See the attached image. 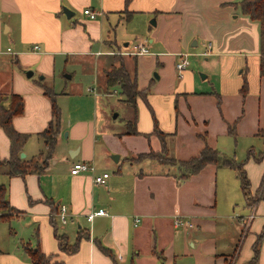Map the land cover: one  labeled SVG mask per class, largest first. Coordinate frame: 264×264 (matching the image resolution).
Listing matches in <instances>:
<instances>
[{
    "label": "crops",
    "instance_id": "1",
    "mask_svg": "<svg viewBox=\"0 0 264 264\" xmlns=\"http://www.w3.org/2000/svg\"><path fill=\"white\" fill-rule=\"evenodd\" d=\"M240 1L0 0V55L14 56L13 84L10 79L0 94L7 89L10 95L23 96V113L12 119V125L30 136L22 150L26 159L44 152L39 141L33 144L32 136L53 120L51 101L42 86L54 93L60 112L56 145L44 172L21 178L5 171L0 179L10 207L16 210L0 221L21 223L10 232L12 242L0 248V264H31L22 244L39 246L62 264L249 263L253 244L264 230V144L257 136L264 130V80L259 74V24L241 13ZM63 7L81 15L72 20L74 13L68 19ZM86 9L96 12L97 18L88 19L82 14ZM135 18L142 30L129 29ZM124 40L145 42L150 49L149 55L135 56L145 75L138 89H148L149 104L136 101L140 135L124 134L125 122L134 117L124 103L131 114L123 128L99 131L101 118L95 109L91 121L69 124L63 138L62 99L67 93L62 91V57L82 59L100 52L95 57L104 59L96 58L98 63L110 59L109 67L114 55L128 52L117 45ZM5 43L12 47L4 50ZM208 43L204 54L208 58L202 63L211 62V57L218 67L223 65L222 85L196 91L203 82L191 69H183L176 79L175 62L179 53L189 58L203 55ZM35 45L39 50H33ZM28 69L41 74L43 84L27 78ZM243 79L248 84L245 96L240 92ZM153 117L164 136L153 133ZM232 126L234 134L229 132ZM237 139L245 142L239 152ZM204 147L243 163L253 199L246 200L236 172L227 167L207 164L182 179L178 164L133 160L164 151L176 161H188ZM9 148L0 128L1 160L9 157ZM250 150L253 157L247 159ZM113 154H118L117 162L111 159ZM76 162L93 164L95 171L72 175ZM103 173L109 174L106 183L96 184L94 176ZM97 210L106 214L87 220ZM178 217L193 227H174ZM80 232L84 237L76 252L60 250L56 235L71 246ZM257 264H264V234Z\"/></svg>",
    "mask_w": 264,
    "mask_h": 264
},
{
    "label": "trees",
    "instance_id": "2",
    "mask_svg": "<svg viewBox=\"0 0 264 264\" xmlns=\"http://www.w3.org/2000/svg\"><path fill=\"white\" fill-rule=\"evenodd\" d=\"M240 11L243 15L247 16L250 20L256 21L260 28V48H259V74L260 78L264 80V0H241L237 3ZM120 61V60H119ZM132 65L133 71H128L127 67L120 64L119 68H115L114 64H110L108 69L103 70L104 73V91L109 94L111 89H117L119 94L123 97V102L131 107L134 112V117L132 121L125 122L126 135H140L136 128V101L137 99H142L147 105V93L148 89L140 91L138 89V82L136 76V59L133 60ZM134 67V68H133ZM247 80L243 79L240 92L245 96L247 92ZM43 94L47 96L51 101V111L53 120L49 123L46 130L39 134V137L43 141L44 152L38 157H33L31 159L21 158L20 154L23 152V147L27 142L29 135L17 132L12 125V119L23 113V99L18 94L9 95V104L6 107L0 100V128L3 129L5 135L10 142L9 157L5 160L0 159V166L7 167V175L11 177H25L28 174H41L46 169L49 161L52 158L53 151L56 145L57 132L59 126V116L60 112L54 100V93L45 86H42ZM154 130L153 133L162 137V132L158 130L156 119L153 117ZM230 134H234V127L229 128ZM257 136L262 138L264 144V130H259ZM264 155V150L261 153ZM140 160L151 159L160 162L161 164H166L162 158L155 156L152 152L140 154L137 156ZM253 157L252 151L248 152L247 159ZM169 160L175 162L179 165L182 171L181 178H185L189 175L198 173L207 164H215L218 166L227 167L233 169L239 179L241 190L244 194L246 200L250 195V181L246 176L243 163L236 164L234 161L226 159L224 156L220 155L219 152L210 147H204L198 156L191 158L188 161H176L172 158ZM0 211L2 214L0 218L5 220L8 219L10 214L8 212L16 211L14 208L10 207L8 200L5 196V187L0 185ZM264 230L258 236V240L253 244V256L248 264H257L258 261V246L262 240ZM84 237L80 232L78 233L77 241L73 245H69L64 236L56 235L58 240V246L60 250H66L67 253H74L77 251L79 241ZM23 252L27 255L31 264H62V262L56 261L54 255H46L42 252L39 246L35 248H30L26 244H22Z\"/></svg>",
    "mask_w": 264,
    "mask_h": 264
},
{
    "label": "rangeland",
    "instance_id": "3",
    "mask_svg": "<svg viewBox=\"0 0 264 264\" xmlns=\"http://www.w3.org/2000/svg\"><path fill=\"white\" fill-rule=\"evenodd\" d=\"M70 10V9H69ZM71 11V10H70ZM73 13L75 15L72 17V20H75L78 18L81 14L77 10H73ZM83 14V13H82ZM89 19V18H88ZM153 18L150 19L149 22H151ZM129 29H133V27L139 28L137 19L135 18L133 22L128 24ZM139 30H142V26L139 28ZM142 33V32H141ZM113 37V34H112ZM125 43H130L129 40H124V42L117 41V45L121 47L123 50H126L129 52L132 49V46L135 44V42L131 41V43L127 46H123ZM4 50L6 47H12L11 44H4ZM124 47V48H123ZM150 51V49H149ZM209 50L207 47H205L204 52L207 53ZM125 52L123 55H114L111 62H113L115 68H119L120 64L122 63L126 67H129V72L132 75V64L131 62L133 59L137 58L132 55H128ZM203 52V53H204ZM179 54H185V53H179ZM178 54V55H179ZM96 55V54H95ZM89 56L86 58H79L78 56L74 57H62V91L64 93H67L64 99H62V120H64V127L65 132L63 134V138H65V134H67L68 126L69 124L74 123L76 120H81L84 122H89L91 119H93V115L95 116V112L100 113V118L98 125L100 126L99 131H117L116 129H121L124 127V119L129 116L128 114H131L130 109L124 104L123 97L119 94L118 88L117 89H111L110 93L107 94L104 91V73L103 68L108 69V64L110 62V59L104 60L103 65L102 63H98L96 58H99L98 60L102 61L104 57H95ZM186 55L185 61L186 65L184 66V69H191L196 76L197 80L203 83H198V86H201L200 84H203L201 88H196V91H210L212 90V86L219 87L222 85L221 80L223 77V73L220 69H223V65L221 64V67L219 66V63H216L214 59L209 57V61H205V63H202L205 58H208V56L204 55H197L198 57H190ZM124 56V57H123ZM14 58L11 54H4L0 55V88H3L2 86H7V82H10V79L13 78V65ZM120 60V61H119ZM143 60V59H142ZM141 60V62H142ZM182 60V58L178 57V61L176 58V64L179 63ZM238 59H236L237 61ZM108 61V62H107ZM140 62V59H139ZM107 67V68H106ZM134 68V67H133ZM227 69V68H224ZM175 70V68H174ZM26 71H32V69L25 70ZM240 71V70H239ZM154 72H158L155 70ZM66 75H70V78H67ZM176 79H177V71L175 70L174 73ZM41 74H35L33 72L32 78L36 83H42L40 79ZM136 76L138 80V85H141L144 83V72L140 71L138 69V63L136 65ZM203 76L205 78H203ZM43 77V76H42ZM34 81H31V83L34 85ZM13 84V80L11 79V85ZM37 86V85H34ZM148 85H145V87ZM151 86V85H150ZM19 87V86H18ZM20 88V87H19ZM21 89V88H20ZM6 90V91H5ZM0 94V100L1 102L7 107L9 104V90L5 89ZM216 91H219V88H217ZM153 92V89H151V93ZM22 96V95H21ZM23 97V96H22ZM97 110L94 112V110ZM117 115L116 118H113L114 115ZM162 136H164L162 134ZM30 137V136H29ZM33 144L36 146L39 144L41 148H43V141L39 137V135H33L32 136ZM239 140V139H237ZM245 142L240 139L239 140V146L237 149V152L241 151L242 148H244ZM235 149V147H234ZM39 153V152H36ZM25 155V153H23ZM155 156H159L164 160L166 166L172 167L177 166V164L171 160L168 159V154H166L164 151L159 152H152ZM118 155V154H113ZM240 157V156H238ZM140 160L138 157H134L133 160ZM3 170L0 171V179H4L3 173L7 171V167L1 166ZM253 199V197H249L248 200ZM8 214H11V212H8ZM11 221V223L6 221H0V248H4L6 245V242H12L13 237L10 232L15 231V227H17V224L21 225V223H17V221ZM14 242V241H13ZM6 249V248H4ZM231 259L228 260V262Z\"/></svg>",
    "mask_w": 264,
    "mask_h": 264
},
{
    "label": "built area",
    "instance_id": "4",
    "mask_svg": "<svg viewBox=\"0 0 264 264\" xmlns=\"http://www.w3.org/2000/svg\"><path fill=\"white\" fill-rule=\"evenodd\" d=\"M83 14L85 16H87L90 20H95L98 16V14L94 11H92L91 9H86L83 11ZM210 43H208L206 45V47L209 49L210 48ZM33 50L37 51L39 50V46L35 45L33 47ZM9 51V49H8ZM128 55H132V56H143V55H149V48L147 46V44L145 42H135V44L132 46L131 51H129L127 53ZM206 54L205 52L203 53V55ZM96 55H100V52H97ZM179 58H182V60L176 64V70L178 71V78L181 77V72L184 69V66L186 65V55L185 54H179L178 55ZM95 171V167L93 166V164L87 163V162H76L72 165L70 173L72 175H77V174H81V173H86V172H94ZM109 174L107 173H103L101 175L98 176H94V182L96 184H105L106 183V179L108 178ZM65 208L63 206L60 207V213H64ZM106 212L104 210H97L95 212H92L90 214L87 215V220H92L95 216H101V215H105ZM174 227L176 228H180V227H186V228H192L193 225L190 221L184 220L181 217L175 218L174 220Z\"/></svg>",
    "mask_w": 264,
    "mask_h": 264
},
{
    "label": "water",
    "instance_id": "5",
    "mask_svg": "<svg viewBox=\"0 0 264 264\" xmlns=\"http://www.w3.org/2000/svg\"><path fill=\"white\" fill-rule=\"evenodd\" d=\"M63 13L65 14V16L69 19V18H71L73 15H74V13L72 12V11H70L69 9H67L66 7H63ZM151 24L152 25H154L155 24V20L153 19L152 20V22H151ZM125 45H127V44H125ZM25 75H26V77L27 78H30V77H32V75H33V72L32 71H26L25 72ZM66 77L67 78H70V75H66ZM155 78H157L158 79V76L155 74ZM203 78H205L204 76H203ZM117 117V115L115 114L114 116H113V118H116ZM66 135L67 134H65L64 136L66 137ZM20 157L21 158H24L25 157V155L23 154V153H21L20 154ZM111 159L114 161V162H117L118 161V156L117 155H112L111 156Z\"/></svg>",
    "mask_w": 264,
    "mask_h": 264
}]
</instances>
